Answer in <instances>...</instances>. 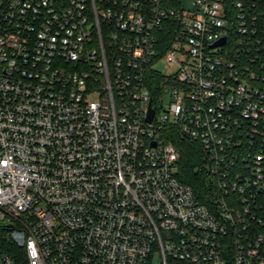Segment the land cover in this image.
<instances>
[{
	"label": "built area",
	"instance_id": "built-area-1",
	"mask_svg": "<svg viewBox=\"0 0 264 264\" xmlns=\"http://www.w3.org/2000/svg\"><path fill=\"white\" fill-rule=\"evenodd\" d=\"M183 3L0 0V264H264V0Z\"/></svg>",
	"mask_w": 264,
	"mask_h": 264
},
{
	"label": "trees",
	"instance_id": "trees-1",
	"mask_svg": "<svg viewBox=\"0 0 264 264\" xmlns=\"http://www.w3.org/2000/svg\"><path fill=\"white\" fill-rule=\"evenodd\" d=\"M169 140L180 151L179 180L192 186L198 198L208 204L211 182L204 170L206 156L202 146L186 139L178 129H174Z\"/></svg>",
	"mask_w": 264,
	"mask_h": 264
},
{
	"label": "rangeland",
	"instance_id": "rangeland-1",
	"mask_svg": "<svg viewBox=\"0 0 264 264\" xmlns=\"http://www.w3.org/2000/svg\"><path fill=\"white\" fill-rule=\"evenodd\" d=\"M184 1V5H185V8H190L191 7V2H192V0H183ZM159 69H160V71H163L164 70V68H165V66L163 65V64H160L159 65V67H158ZM158 260V259H157ZM160 260V259H159Z\"/></svg>",
	"mask_w": 264,
	"mask_h": 264
},
{
	"label": "water",
	"instance_id": "water-1",
	"mask_svg": "<svg viewBox=\"0 0 264 264\" xmlns=\"http://www.w3.org/2000/svg\"><path fill=\"white\" fill-rule=\"evenodd\" d=\"M224 42H225V40L222 41V44ZM153 116H154V110L153 109H150L149 120H152ZM186 136H188V135L186 134Z\"/></svg>",
	"mask_w": 264,
	"mask_h": 264
}]
</instances>
